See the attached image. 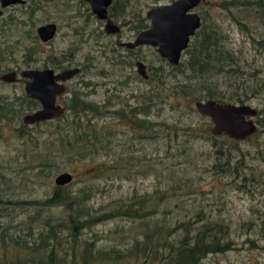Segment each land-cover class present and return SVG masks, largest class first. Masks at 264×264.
Masks as SVG:
<instances>
[{"label":"rangeland","instance_id":"obj_1","mask_svg":"<svg viewBox=\"0 0 264 264\" xmlns=\"http://www.w3.org/2000/svg\"><path fill=\"white\" fill-rule=\"evenodd\" d=\"M172 1L112 0L109 13L120 26L116 34L105 33L104 21L94 16L84 0H26L23 5L5 9L0 17V74L14 67L18 71L79 67L80 72L66 82V92L58 103L67 108L72 94L78 93L85 101L106 106L107 116L103 120L95 119L94 128L106 124L113 138L107 154L67 164L66 157L58 153L57 144L51 142L54 124L23 127V115L36 109L29 108L27 99L30 98L25 94L24 82L0 81V98L13 104V112L0 116V200L8 202H0V236L7 229L6 235L18 236L32 245L37 242V236L29 235V231H40L47 223L60 220L63 222L60 253H64L62 250L69 253L72 230L67 220L73 207L11 203L49 198L57 187L55 177L67 171L73 179L64 193L70 194L73 200L75 196L82 200V206L91 213L84 220L109 214L107 219L79 231L77 254L93 244L97 250L114 249L123 253L118 258L125 264L130 260L140 264L142 255L134 247L146 242L147 234L165 226L167 229L162 235H166L176 219H195V214L202 209L206 219H221L229 225L232 248L210 254L200 264H264V228L258 223L259 218H264V159H251L253 169L246 171V174L255 172L256 180L261 173L263 177L259 181L245 183V187L238 189L240 178L235 186L228 177V184V179L211 167L215 160V148L208 134L212 123L194 106L198 99H211L203 97V84L192 85L186 88L188 92L179 95L174 86L186 79V75L177 73L155 47L143 45L128 49L123 44L134 40L140 22L150 23L146 17L148 9ZM229 8L244 20L251 33L235 25L222 0H203L194 9L201 19L206 17L220 24L240 58L241 74L237 72L227 79L223 76L218 81L212 80L215 82L212 84L218 82V90L230 97L242 93L239 87L243 81L260 83L262 91L251 94L244 103L259 110L264 108V11L256 6ZM49 22L55 23L58 29L54 39L44 44L36 37L35 29ZM193 38L194 35L189 44ZM187 58L183 53L180 62ZM137 61L146 65L147 74L158 72L165 76L163 92L159 93L160 85L153 81L154 76L145 80L137 74ZM158 68L161 70H154ZM134 106L137 112H143V106H148L147 116L144 113L137 116L148 119L149 132L131 128L117 116L131 115ZM26 131L30 135L22 137L20 134ZM239 146L245 153L253 154L258 147L264 148V133L251 142L242 140ZM260 151L263 153V149ZM235 153L239 155L238 151ZM45 161L50 165L42 166ZM104 166L115 169L104 171ZM143 200L150 217L140 220L112 214L119 205ZM130 248L140 258H128ZM2 250L0 240V255ZM110 256L115 257L113 253ZM61 257L58 253L59 260ZM147 264L155 263L148 261Z\"/></svg>","mask_w":264,"mask_h":264},{"label":"trees","instance_id":"obj_2","mask_svg":"<svg viewBox=\"0 0 264 264\" xmlns=\"http://www.w3.org/2000/svg\"><path fill=\"white\" fill-rule=\"evenodd\" d=\"M224 8L227 9L229 16L235 25L248 33L250 28L243 19H239L237 15H234L232 8L236 6L245 9H252L253 6L264 11V0H222ZM227 5V6H226ZM146 20V19H145ZM138 33L149 27V24L140 22ZM140 30V31H139ZM188 55V58L184 62H179L176 65L171 64L177 73L186 75V79L175 84L176 93L188 92L186 88H190L192 85L203 84L202 90L205 91L204 98H211L217 102H224L228 99L231 102L244 104L250 99V95L262 91L260 83L249 84L248 81H243L239 89L241 94H232L227 97L221 90H218V82L213 85L212 80L218 81L223 76L225 79L231 75L241 74L239 56L231 48L224 31L220 27V24L206 17L201 19L200 27L196 30L193 38V42L190 43L187 49L184 51ZM160 71L161 68L154 69ZM160 74V75H159ZM155 72L148 74V80L154 76V80L160 85L159 93L165 90L163 81L165 76L161 73ZM141 77V76H140ZM147 80V79H145ZM205 81V83H204ZM252 88L256 89L253 90ZM250 90V91H249ZM153 91V90H152ZM250 94H249V92ZM190 95H193L189 93ZM186 95V94H185ZM27 99V98H26ZM29 108L33 109L36 101L30 100ZM199 101V99H198ZM106 106H97L92 102L85 101L81 97V94L73 93L69 99L67 111L57 119L48 120L44 122L34 124H24L23 127L38 126L42 123H52L51 142L56 143L58 147V153L64 155L68 163L81 162L83 160H92L99 155L107 154L111 146L113 135L111 131L107 129L106 124L94 128L97 124L95 119H102L107 116ZM146 108V109H145ZM148 106H143V112H137V107H133L130 110L131 115H124L120 113L117 116L127 121L131 128L139 129L140 131H150V126L147 118L138 117V113L147 116ZM8 112H13V104L7 102L3 97L0 98V116H5ZM140 115V114H139ZM103 120V119H102ZM1 121V118H0ZM23 122V121H22ZM256 122L259 125L258 130L254 135L246 138L243 141L251 142L253 139L264 133V108L258 110L256 116ZM51 124V125H52ZM93 126V127H92ZM208 134L212 137V146L214 149L215 160L211 164L212 170L220 173L223 177H230L231 184L236 186L238 179L240 181L236 186L245 187V183L252 184L253 181H259L263 175L260 173L259 178L255 179V172L246 174L247 170L253 169L250 165L251 159L261 158L264 159V148L258 147L253 154L242 150L239 146L240 140L230 139L224 134L214 135L211 130H208ZM22 137L29 136V132H22ZM141 135V134H140ZM149 136V134H147ZM216 136H223L218 139ZM143 137V135H142ZM150 137V136H149ZM263 149V153L262 150ZM239 152V155L235 152ZM260 155V156H259ZM249 160V162H248ZM42 166L50 165L45 161ZM108 166L103 167L104 171L114 170ZM102 169L100 172H103ZM215 172V173H216ZM253 175V176H252ZM228 179V184L230 183ZM66 185L58 186L52 193V195L45 200L35 201H12V204H24L35 205L40 207H56L60 205H67L73 207V214L67 221L71 223V247L70 256L67 250H62L64 253H60L62 242H60L63 229L61 228L63 222L55 220L53 223H47L44 227L37 232L29 231V235L36 234L37 242L32 245H28L26 241L20 237H10L6 235V230L1 232L0 240L3 250L0 255V264H99L98 261L106 262L105 264H125L122 259H119V255H123L121 252H116L112 249L110 251L94 249L90 244V247H86L81 253L77 254L76 247L79 241L78 233L84 227H89L91 223L96 224L107 219L105 215L100 218H92L85 221V218H90L91 213L82 206V200L77 196L74 197L68 193H64ZM0 202H7V200H0ZM137 203H130L127 205H119L115 209L114 216L127 217L131 219H144L150 217L151 214L145 210L144 200L136 201ZM111 214V215H112ZM110 215V216H111ZM202 209L198 210L194 218L188 220H177L175 225L169 229L166 235H162L167 227H157L154 232L146 235L148 238L146 242L138 243L134 249L142 255V262L140 264H147L148 261H158L157 264H200L210 254L226 252L232 248V240L230 234L229 225L221 219H206ZM206 215V213H205ZM109 216V217H110ZM82 221V222H81ZM258 223L264 228V218H259ZM153 233L155 235H153ZM6 237H9L7 242ZM69 242V241H68ZM89 244V243H87ZM12 253L8 247H10ZM17 249V250H16ZM128 258H136V254L133 253V249L127 251ZM58 253L62 257L58 258ZM115 257H111V254ZM138 258H140L138 256ZM114 261V262H110ZM136 260H130L129 264H134Z\"/></svg>","mask_w":264,"mask_h":264},{"label":"water","instance_id":"obj_3","mask_svg":"<svg viewBox=\"0 0 264 264\" xmlns=\"http://www.w3.org/2000/svg\"><path fill=\"white\" fill-rule=\"evenodd\" d=\"M91 7L93 14L105 21L104 30L108 34H115L119 26L108 15V6L112 0H85ZM203 0H174L170 3L152 7L147 10L149 27L141 30L134 40L123 43L127 48L148 45L156 48L157 53L168 63L176 65L187 49L191 37L200 27L201 17L194 11ZM23 0H0L1 7ZM2 11L0 10V15ZM56 32L55 23H47L37 28V33L43 42L53 38ZM79 68L65 69L54 73L52 69L22 71L21 75L32 80L27 81L24 87L26 95L40 102L39 109L23 115L24 124H34L60 118L66 107L56 104V97L65 91V85L59 81H67L78 74ZM136 72L143 79L148 78L146 65L136 62ZM15 74L6 73L1 76L5 82H13ZM195 109L199 114L206 116L212 123L211 132L214 135L224 134L230 139L245 140L254 135L259 126L255 121L258 109L249 104L231 102H217L213 99L196 101ZM73 179L71 173H59L54 182L58 186L69 184Z\"/></svg>","mask_w":264,"mask_h":264},{"label":"flooded vegetation","instance_id":"obj_4","mask_svg":"<svg viewBox=\"0 0 264 264\" xmlns=\"http://www.w3.org/2000/svg\"><path fill=\"white\" fill-rule=\"evenodd\" d=\"M85 1V0H84ZM174 1V0H173ZM26 3V0H23V2H21V3H14V4H10V5H7L6 7H1V5H0V10L2 11V14L0 15V17H2L3 15H4V13H5V9H7V8H9V7H11V6H13V5H23V4H25ZM88 3V2H87ZM202 3V2H201ZM111 4H112V2H111ZM111 4L108 6V15H109V17L111 18V15H110V13H109V8H110V6H111ZM196 8V7H195ZM92 11V10H91ZM198 14V13H197ZM95 16V15H94ZM200 16V15H199ZM96 17V16H95ZM97 18V17H96ZM98 19V18H97ZM112 19V18H111ZM98 20H100V19H98ZM101 21H104V20H101ZM114 21V20H113ZM49 23H53V22H49ZM45 24H47V23H45ZM41 25H43V24H41ZM104 25H105V21H104ZM40 26V25H39ZM39 26H37L36 27V29H35V32H36V37L39 39V41L41 42V43H48V42H50V41H52L53 39H54V37H55V35H56V33H57V25H56V32H55V34H54V36H53V38L52 39H50V40H48V41H46V42H43L41 39H40V37H39V35H38V33H37V28L39 27ZM118 26H119V24H118ZM146 29V28H145ZM105 31V30H104ZM119 31H120V26H119ZM118 31V32H119ZM117 32V33H118ZM106 33V32H105ZM108 34V33H107ZM116 34V33H115ZM138 47H140V46H138ZM135 48H137V47H135ZM135 48H128V49H135ZM58 63H61V61H58ZM70 68H76V67H69V68H64V69H62V70H57V69H54V68H50V67H45V68H41V69H39V68H26V69H21V70H19L18 71V67H14V69H11V70H6L5 72H3L2 74H0V81L1 82H5V81H3V80H1V76L2 75H4V74H6V73H14L15 74V76H14V81L13 82H11V83H9V82H5V83H8V84H12V83H16V82H18V81H23L24 82V87H25V84H26V82L27 81H30V80H32L30 77L29 78H26V77H23L22 75H21V73H22V71H24V70H27V69H33V70H44V69H52L53 71H54V73L56 74V73H59V72H61V71H63V70H65V69H70ZM77 68H79V67H77ZM59 69V68H58ZM80 69V68H79ZM80 72V71H79ZM20 76V77H19ZM75 76V75H74ZM73 76V77H74ZM73 77H71L70 79H72ZM69 79V80H70ZM69 80H67V81H69ZM67 81H59L60 83H62V84H64L65 85V91L62 93V94H60V95H58L57 97H56V104H60V103H58V100H59V97H61L62 95H64L65 94V92H66V82ZM26 94V93H25ZM28 97V96H27ZM30 98V97H29ZM31 100H34V101H36V103H35V105L34 106H37L36 107V109L35 110H37V109H39L40 108V106H41V104H40V102L38 101V100H36V99H33V98H30ZM61 105V104H60ZM62 106H64V105H62ZM34 110V111H35ZM33 112V111H32ZM29 113H31V112H29Z\"/></svg>","mask_w":264,"mask_h":264}]
</instances>
